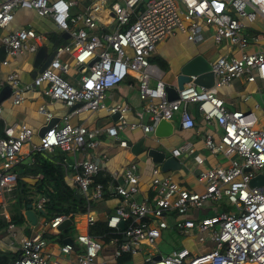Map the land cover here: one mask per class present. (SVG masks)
Segmentation results:
<instances>
[{
    "label": "built area",
    "instance_id": "1",
    "mask_svg": "<svg viewBox=\"0 0 264 264\" xmlns=\"http://www.w3.org/2000/svg\"><path fill=\"white\" fill-rule=\"evenodd\" d=\"M121 1L122 4L116 0H89L83 12H72L77 0H0V29L11 23L16 9L23 8L50 18L58 30L69 33V42L54 48L52 61L34 77L31 87L46 84L42 91L50 100L69 108L78 107L62 118V124H53L39 138L38 144L32 146L33 151L51 153L60 150L67 153L96 148L99 129L69 123L71 115L78 112L106 109L111 115L118 114V122L104 129L107 136L116 138L117 131L126 125L123 115L129 108H107L104 100L108 90L117 87L130 75L137 81L142 102L139 114L148 118V124H131L130 129L141 127L144 133H148L158 122H170L178 113L180 129L190 130L195 126L194 116L188 109L192 104L206 123L214 121L220 129L216 137L205 134L206 150L229 159L226 167L198 171L197 181L203 186L201 192L181 186L163 176L159 167L154 166L150 184L152 198H138L136 162H130L124 168L120 175L122 183L116 181L115 174L108 175L111 181L104 191L101 184H94V177L101 168L89 158L75 162L74 187L87 200L94 202L105 194L119 198L120 205L105 219L111 229H117L123 222V241L110 240L115 245V260L128 253L132 256V264H264V187L249 184L255 176H264V110L259 126L254 115L227 109L216 94V88L226 86L236 78L264 82V36L258 37L252 28V24L260 21L264 32V0ZM79 23L83 27H79ZM204 27L212 30L210 36L214 44L227 43L235 47L238 54H224L212 62L211 72L215 78L212 88L198 89L187 84L178 91L177 99L169 101L166 85L149 58L160 41L177 31L189 42L203 41ZM45 38L30 28H24L0 35V47H4L6 56L15 57L35 52ZM254 45H259L258 50L248 51ZM63 53L73 58V67L79 76L77 85L66 79L72 66L61 60ZM0 63L7 65L6 60ZM152 77L157 79L153 86L150 85ZM6 81L12 87L13 103L19 104L23 98L18 74H8ZM1 111L0 107V114ZM38 111L47 125L53 116L44 107ZM32 137V130L23 124L2 128L0 202L16 188L15 169L20 162L19 154L24 145L31 143ZM119 144L127 147L124 141ZM194 151L187 142L173 149L171 154L178 159L184 153L194 154ZM194 160L199 166L203 165L204 160L199 155H195ZM223 199L233 210L216 209L211 216H199L198 211L205 204L215 205ZM46 200L39 197L34 209L42 210ZM90 211L85 213L87 232L76 237V242L83 248L77 254V264H98L102 250V241L88 234V228L97 220ZM3 215L7 219L6 214ZM66 219L69 217L53 218L48 223L49 229L57 231L59 224ZM13 226L9 223L7 228ZM170 227L185 240L195 239L200 249L186 245L166 256L144 251V247L153 246ZM46 244L43 233L24 238L12 264H59L48 260ZM72 250L73 246L69 244L60 249L63 254ZM137 255L140 261L134 260ZM157 256L159 260L156 261L154 257Z\"/></svg>",
    "mask_w": 264,
    "mask_h": 264
},
{
    "label": "crops",
    "instance_id": "2",
    "mask_svg": "<svg viewBox=\"0 0 264 264\" xmlns=\"http://www.w3.org/2000/svg\"><path fill=\"white\" fill-rule=\"evenodd\" d=\"M51 1V0H48ZM78 4L75 8H78L80 12H83L88 5V1L77 0ZM92 1V0H91ZM112 1V0H109ZM73 12H78L73 9ZM105 15V14H104ZM108 16V14H106ZM79 27H83L81 23ZM112 26H109L111 29ZM24 28H30L37 34L45 36V40L42 41L35 52L18 55L15 57H8L6 54H0V62L7 61V65L2 66L0 63V93L5 86H10L11 90L8 95L0 99V135L4 126H10L13 124H23L30 128L33 132V137L30 144H26L22 147L19 158L20 162L16 167L17 173H22L24 165H29L33 162L31 158L32 146L34 144V138L39 142V131L45 126L44 116L39 113L38 109L44 107L51 113L52 120H55L54 124H62V118L68 114H71L78 105L69 108L58 101L50 100L43 94V89L46 84L38 88L31 87L32 80L34 79L35 67L39 66V62L35 63L34 59L38 50H43L42 60L49 57L54 51V48L60 46L59 38L65 40L67 44L69 39L62 37L63 32L57 29L54 23L48 17L39 16L36 12L28 9L19 8L16 9L13 15V20L5 28L0 29V35L8 34L15 30ZM253 31L259 37L264 36V32L261 29V22L256 21L252 24ZM204 40L201 42H189L186 40V36L180 32H175L172 36L160 41L155 48V51L149 58L151 66L157 68L159 71V77L165 85L175 84L176 76L179 74L180 68L195 55H201L208 60L211 56L210 52L213 51L214 55L210 58L212 62L224 54H238V50L235 47H231L229 44L224 43L222 45L214 44L210 34L212 30L204 27ZM177 41V44H176ZM61 44V45H64ZM259 45L250 46L248 51L258 50ZM5 53V52H4ZM61 60L69 63L72 68L66 79L72 85H77L78 75L76 69L73 67V58L68 53L61 55ZM162 63V64H159ZM38 69V67H37ZM16 73L19 76V88L22 90V101L19 104L13 103V93L11 85L6 81V77L10 73ZM157 82V79L152 77L150 79V85L153 86ZM264 82L255 80L254 82H247L245 77H240L232 80L226 86H220L216 88V94L224 102V105L229 110L241 111L244 113H251L257 119V125L260 126L262 121V111L264 110ZM260 101V102H259ZM106 107L114 106H127L129 110L123 115L126 122L125 127L117 131V137H109L104 133V129L108 126H113L118 122V117L113 120L112 115L104 109H100L94 112H78L71 115L69 123L73 126L81 125L92 129H99L100 133L97 135L98 145L94 149H87L85 151L74 150L72 152L64 153L65 158L63 160V166L66 170L65 180L71 185L73 184V175L75 174V162L84 158H89L97 163L101 172L107 175H116V181L122 183L120 175L124 168L130 162H136L137 173L139 176V193L138 198H152V192L150 189L151 184V170L152 168L159 167L154 164L151 159L146 156V152L149 148L156 149L166 155V157L172 156L171 151L184 143L189 142L194 148V154L184 153L178 158L180 163L179 170L160 172L163 176L170 177L172 181L180 184L181 186L195 192H201L203 186L197 181V173L201 168H211L215 166L226 167L229 164V159L221 154H211L204 147V136L207 133H211L216 137L220 129L216 126L215 122L206 123L196 109L192 108V104L188 105L189 111L193 114L195 119V126L190 130H181L179 128V114L176 113L170 121L173 125V131L171 135L167 137H157L154 135V131L144 133L141 127L130 129L131 124H148V118L145 115H140V109L142 102L138 96L137 81L133 76H127L125 80L117 87L110 89L106 92L104 100ZM191 106V107H190ZM124 141L127 147L120 146V142ZM142 143V151L134 153L132 151L133 146L137 143ZM38 144V143H37ZM199 155L204 161L203 165L199 166L194 156ZM41 178L37 176L21 177V180L27 184L29 189L36 180ZM12 192L5 195V200L0 202V216L3 218V213L6 214L7 219L9 214L7 211L11 200ZM35 198L38 196L31 195ZM38 199V198H37ZM31 205V209L35 212L37 217V223L35 226L30 225L26 219L22 226H13V228H2L0 230V259L6 257V264H12L19 253L21 242L24 238L33 235L34 233L46 234L47 244L45 252L48 255L50 262L56 261L59 264H77V254L83 251L80 244L76 242V237L80 234L87 232L86 217L85 214L76 215L71 220L73 234L70 231L61 232L52 231L48 227V221L41 213H37L34 209V203ZM120 205L119 198L116 197H103L96 202V208L90 212L97 220H105L107 215L112 214L116 207ZM208 206V204H205ZM226 209V208H225ZM23 211V214L25 211ZM200 214V211H198ZM25 218V216H24ZM6 219V218H5ZM169 223L171 219L168 218ZM173 231L170 227L165 232ZM62 237H61V236ZM70 238L73 242V250L68 254L61 253L60 249L64 245V240ZM162 238V236H161ZM161 238L158 240L160 241ZM157 241V242H158ZM115 245L112 243L104 244L102 242V250L98 256V264H119L118 260L113 258V252ZM177 250V249H174ZM173 250V251H174ZM148 252V251H147ZM172 252V251H171ZM152 255L159 254L148 252ZM140 256L134 257L135 261H140Z\"/></svg>",
    "mask_w": 264,
    "mask_h": 264
},
{
    "label": "trees",
    "instance_id": "3",
    "mask_svg": "<svg viewBox=\"0 0 264 264\" xmlns=\"http://www.w3.org/2000/svg\"><path fill=\"white\" fill-rule=\"evenodd\" d=\"M59 42L60 44L58 45L66 43L61 37ZM31 158L33 162L29 165H24V170L21 174L17 173V185L11 196L13 202L9 203L7 208L9 218L7 220L0 216V230L7 227L9 223L15 226H22L25 223L23 211L39 197L47 199L41 214L48 222L59 216L69 217L72 220L74 216L85 214L96 208V202L87 200L77 191L76 187L71 186L65 180L64 152L60 150H55L51 153L33 151ZM37 175H40L41 178L36 180L29 189L27 184L21 180V177ZM110 181V177L103 172H99L94 177V184H101L104 191H106ZM32 193L38 197H31ZM104 197H108V194H105ZM36 212L40 213L39 211ZM122 228L111 229L107 226L106 220H96L88 228V234L91 237L100 239L104 244L109 243L111 239H116L120 243L123 241ZM71 229L72 226H69L65 231L68 232ZM44 236L45 238L47 237L46 234ZM6 260V257L1 258L0 264H6ZM118 263L132 264V256L128 253H123L118 259Z\"/></svg>",
    "mask_w": 264,
    "mask_h": 264
},
{
    "label": "water",
    "instance_id": "4",
    "mask_svg": "<svg viewBox=\"0 0 264 264\" xmlns=\"http://www.w3.org/2000/svg\"><path fill=\"white\" fill-rule=\"evenodd\" d=\"M62 37L64 39H69V33L63 32ZM0 54L4 55V47H0ZM43 50H38L36 53V57L34 59L35 63L39 62V66L34 65L35 71L34 76L41 73L44 68H46L49 63L52 61L54 57V52L51 53V55L45 60H42ZM91 63L89 64V66ZM211 65L208 60L203 58L201 55H195L190 60H188L179 71V74L176 76L175 84L172 85H166L165 92H166V98L169 101L175 100L178 97V91H181L183 87L187 84H193L198 89L204 88V89H210L214 86L215 78L213 73L211 72ZM38 67V69H37ZM79 77V76H78ZM11 88L10 86H5L0 93V99L5 97L9 94ZM119 115L115 114L112 115V119L115 120ZM55 120H51L47 125H45L38 133L39 138L42 137L45 132H47L51 126L54 124ZM180 128V127H179ZM154 135L157 137H167L171 135L173 131V125L171 122L168 121H160L156 124V126L153 128ZM142 143L137 142L133 148L132 151L136 153L137 151H142ZM146 156L151 159V161L154 164H157L160 166V169L162 172H168V171H175L179 170L180 163L177 158H174L172 156L166 157V155L156 149L149 148L146 152ZM250 186L252 187H264V176L257 175L250 181ZM28 210L25 211L24 216L26 221L32 225L35 226L37 223V217L35 212L31 209V204L27 206ZM42 213V210L39 211ZM72 221L70 219H66L62 221L59 226L57 227V231L61 232L63 231L68 225H71ZM119 227H123V222L119 224ZM64 244H69L73 246V242L70 238H66L64 240ZM154 260H159V256L154 257Z\"/></svg>",
    "mask_w": 264,
    "mask_h": 264
},
{
    "label": "rangeland",
    "instance_id": "5",
    "mask_svg": "<svg viewBox=\"0 0 264 264\" xmlns=\"http://www.w3.org/2000/svg\"><path fill=\"white\" fill-rule=\"evenodd\" d=\"M119 4H122L121 0H116ZM74 10L80 12V10L78 8H74ZM73 12V9L71 10ZM177 44V41H176ZM210 57L208 58V61L210 63H212V60H210V58L214 55L213 51L210 52ZM260 102V101H259ZM193 109H195L194 105H191ZM190 106V107H191ZM34 144L37 145L38 143V139L34 138L33 140ZM226 208V209H225ZM216 209H218V211L221 210H230L232 209L228 203L223 199L222 201H220L218 204L215 205H208V206H204L200 209V217H204V216H211L212 214L215 213ZM233 210V209H232ZM70 234H73V229L70 230ZM188 246L189 248H195L196 250H199L200 247H197V243L195 239H191V240H185L183 235H180L179 233H176V231H169V232H165L164 234L162 233V238L160 241L155 242L153 246H147L144 247V251H150L153 253H159L162 256H166L168 254L171 253V251H173L174 249H179L182 246ZM204 246H208V245H204ZM204 249V247H203Z\"/></svg>",
    "mask_w": 264,
    "mask_h": 264
}]
</instances>
